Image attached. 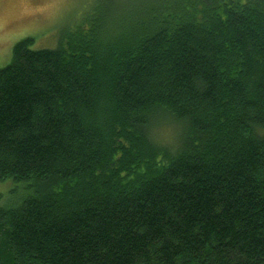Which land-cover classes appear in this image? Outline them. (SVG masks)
Here are the masks:
<instances>
[{
	"label": "trees",
	"instance_id": "16d2710c",
	"mask_svg": "<svg viewBox=\"0 0 264 264\" xmlns=\"http://www.w3.org/2000/svg\"><path fill=\"white\" fill-rule=\"evenodd\" d=\"M103 1L0 65V264H264V0Z\"/></svg>",
	"mask_w": 264,
	"mask_h": 264
},
{
	"label": "rangeland",
	"instance_id": "374dc122",
	"mask_svg": "<svg viewBox=\"0 0 264 264\" xmlns=\"http://www.w3.org/2000/svg\"><path fill=\"white\" fill-rule=\"evenodd\" d=\"M103 0H0V65L11 58L12 47L21 38L31 36L32 48H54L67 24L77 22L90 8ZM117 3L118 0H109ZM152 0H124L133 7ZM104 2V1H103ZM161 118L153 135L161 144H172L180 124ZM22 186L11 178L0 179V205H10L18 199Z\"/></svg>",
	"mask_w": 264,
	"mask_h": 264
}]
</instances>
